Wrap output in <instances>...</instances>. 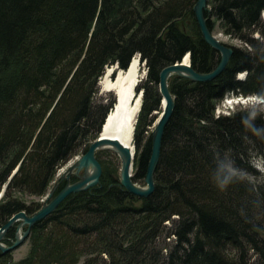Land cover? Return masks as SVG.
<instances>
[{"label": "trees", "instance_id": "1", "mask_svg": "<svg viewBox=\"0 0 264 264\" xmlns=\"http://www.w3.org/2000/svg\"><path fill=\"white\" fill-rule=\"evenodd\" d=\"M195 2L0 0V226L20 210L37 211L42 203L23 195L46 194L57 168L98 137L116 101H94L98 79L108 66L126 69L138 54L146 80L136 86L142 101L133 138L143 147L133 180L144 181L151 133L142 141L159 110L160 70L186 53L197 72L220 60L201 35ZM263 10L264 0H207L208 28L218 25L249 47L233 46L210 81L170 78L175 106L152 193L128 192L98 151V184L67 195L31 227L27 254L15 260L0 251V264H264V179L248 176H262L251 158L264 160V112L214 115L227 94L264 97V44L250 36L257 27L264 34ZM225 176L231 179L221 187ZM14 233L15 225L3 242Z\"/></svg>", "mask_w": 264, "mask_h": 264}, {"label": "water", "instance_id": "2", "mask_svg": "<svg viewBox=\"0 0 264 264\" xmlns=\"http://www.w3.org/2000/svg\"><path fill=\"white\" fill-rule=\"evenodd\" d=\"M206 4L207 0H196L192 9L203 39L211 48L219 52L220 60L213 70L209 72H197L191 67L189 62V54L186 53L181 61L168 64L160 70L158 76V92L161 99L163 98L165 100V104L157 119V122L155 123L154 129L151 131V152L144 175V185H138L133 180V159L130 149L122 144L119 140H116V138L105 139L101 136V130L103 129L108 118L106 114L101 124L98 137L90 142L87 150L77 157L76 160L69 166V168L63 174H61L59 180L54 184L53 188L47 194L46 199L42 203L41 207L32 214H27L24 210H20L14 213L4 224L0 226V251L12 252L20 247L29 235L31 227L37 221L45 218L47 215L53 212L67 195L73 192L83 191L97 185L102 172V165L96 157V151L98 149L110 150V148H106L105 146L110 145L113 148L110 151L114 150L119 155L120 167L118 175L121 186L128 192L140 197H146L152 193L154 189V171L159 162L164 128L170 116L172 115L175 106L174 95L169 88L170 78L177 75L188 78L192 81H210L222 72L233 53V48L219 42L213 36L212 31L208 28L206 18L204 16ZM186 56L188 57V63L183 62V59ZM138 60L142 63L139 54ZM115 68L119 67L115 65ZM132 91L135 93V87L132 88ZM130 103L131 100L129 101V104ZM156 112L158 111H153V113ZM133 120L135 122L137 120V116L135 118V114H132L130 120H128L132 135L135 127V125L132 126V122H134ZM16 169L17 167L12 171L8 180L15 173ZM71 176H76L77 180L71 182ZM62 180L66 181L65 185L56 194H54L57 186ZM4 189L5 185L3 186L0 195H2ZM14 225V239L10 244H5L3 242L4 236L8 229Z\"/></svg>", "mask_w": 264, "mask_h": 264}, {"label": "rangeland", "instance_id": "3", "mask_svg": "<svg viewBox=\"0 0 264 264\" xmlns=\"http://www.w3.org/2000/svg\"><path fill=\"white\" fill-rule=\"evenodd\" d=\"M259 28H262L264 30V11H262V13H261V22H260ZM258 30H259L258 27L255 28V30L252 32V35H250V36H252V38L257 39V40H259V42H262L264 44V34H261L260 31H258ZM212 34L219 42L223 43L226 46H229V47L235 46V47H239V48L247 47L245 45V43L242 40H240L239 38L234 37L231 34L224 33L218 25H216L215 30L213 31ZM109 67L113 68V66L106 67L104 72H103V74L98 79L97 91L94 94V101L96 103H105V104H107L110 101V99L112 98V96L114 95V93L112 91H103L101 89V86L99 85L100 79L104 76L105 71ZM114 69H116V68H114ZM140 69H141V73H144V77L141 78V80L138 83V85L142 84L146 80V65L144 64V62L141 63V68ZM237 77L242 79L243 78V73L242 74L240 73L239 76H237ZM157 88H158V86H157ZM140 91L141 90L137 91L135 89L136 94L138 92H140ZM250 96H252V97L253 96L254 97H260L258 95H256V96L255 95L242 96V101L239 102L238 99H236L237 97H239V95H236V94H229L228 95L227 94L226 96H224L218 102V105H220V107H219V111L221 112L220 115H228L229 114V113H227L228 111L233 112V111H235L237 109L250 108V107L256 109L257 111L264 112V104L257 103L253 98L252 99L248 98ZM237 101H238V103H237ZM160 110H161V108L159 110H157L158 112L154 113L155 114V119H154L153 123L151 124V126L149 127V131L147 132V134L146 133L144 134L142 145H144V143L146 141V138L151 133V131L154 129L155 123L157 122V119H158V117L160 115L159 114ZM142 147H140L139 149H136V147H135V155L138 152L141 151ZM80 155H81V153L78 154V155H74L73 157H71L70 159H68L66 161L67 163L65 162V163H63L62 165L59 166L60 168L59 167L57 168L56 174H55L53 180L50 182L46 194H44L43 196H35V195L24 194L23 198L26 201V203H31V202H41V203H43L45 201V198H46L47 194L53 188L54 184L59 180V177L61 176V174H63L69 168V166L76 160V157H78ZM98 157H99L100 160L109 161L110 163L113 162L115 164V166L117 167V171L119 172L120 160L110 150H108V152L105 151L104 153L103 152L102 153H98ZM134 158H135V156H134ZM134 162H135V159L133 160V166L134 167L132 169V175L135 174L136 169H137L136 168V164L134 165ZM69 163H71V164L68 165ZM251 163H252V166L262 174V176L254 177V176H251L249 174H248V176L250 178H252L253 180H255V181H262L264 179V170H262V169H264V160L261 159L258 156H254L253 155L252 158H251ZM72 177L73 176L70 177V181L73 180ZM61 182L59 183L58 186H60ZM136 183L138 185H141V186L144 185V181L142 179H138ZM171 245L172 244L170 243V247H171ZM28 249H29V244L25 240V242L20 247H18L16 250L11 252L12 256H13V259L17 260V259H20V258L24 257L27 254ZM80 264H81V262H80Z\"/></svg>", "mask_w": 264, "mask_h": 264}, {"label": "bare ground", "instance_id": "4", "mask_svg": "<svg viewBox=\"0 0 264 264\" xmlns=\"http://www.w3.org/2000/svg\"><path fill=\"white\" fill-rule=\"evenodd\" d=\"M183 62L188 63L187 56L184 57ZM140 68H141V62H139L138 60V55H135L131 59L126 69H121V68L114 69V66L113 68L109 67L105 71L104 76L99 81V85L101 86V89L103 91H112L116 98L114 105L107 112L108 118L106 120L103 129L101 130L102 131L101 136L104 137L105 139L116 138V140H119L122 144H124L130 149L133 160L135 156V145H134V138L131 133L130 126L128 124V120H130L132 114H135V118H136L137 113H139L138 111L141 104V94H134L132 88L134 87L136 88L141 78L144 77V73H141ZM112 69H113L112 75H110L111 74L110 70ZM248 98L252 99L254 98V96L253 97L250 96ZM130 100L131 103L129 104ZM164 104H165V100L162 98L159 106V109L161 108L160 111H162ZM219 107L220 105L217 104L214 113L216 109H218ZM160 111L159 114L161 113ZM135 123H136L135 121L132 122V126H134ZM105 147L110 148V150L113 149L110 145ZM108 150L98 149L96 153L98 151L108 152ZM111 152L114 155H116L117 158L120 160L119 155L116 151L113 150ZM70 164L71 163H69L68 165Z\"/></svg>", "mask_w": 264, "mask_h": 264}, {"label": "clouds", "instance_id": "5", "mask_svg": "<svg viewBox=\"0 0 264 264\" xmlns=\"http://www.w3.org/2000/svg\"><path fill=\"white\" fill-rule=\"evenodd\" d=\"M253 99L257 103L264 104V97H254ZM255 116H256V111L254 110L251 112L249 120L245 121V124H250V120L255 118ZM262 170H264V169H262ZM230 179H231V176H225L224 179L222 181H220V186L221 187L225 186L229 182Z\"/></svg>", "mask_w": 264, "mask_h": 264}, {"label": "built area", "instance_id": "6", "mask_svg": "<svg viewBox=\"0 0 264 264\" xmlns=\"http://www.w3.org/2000/svg\"><path fill=\"white\" fill-rule=\"evenodd\" d=\"M220 111H219V108L218 109H216V111H215V116H218V115H220ZM227 113H229V111L227 112Z\"/></svg>", "mask_w": 264, "mask_h": 264}, {"label": "flooded vegetation", "instance_id": "7", "mask_svg": "<svg viewBox=\"0 0 264 264\" xmlns=\"http://www.w3.org/2000/svg\"><path fill=\"white\" fill-rule=\"evenodd\" d=\"M73 177H75V179L71 180L72 182L75 181V180H77V177L76 176H73Z\"/></svg>", "mask_w": 264, "mask_h": 264}]
</instances>
